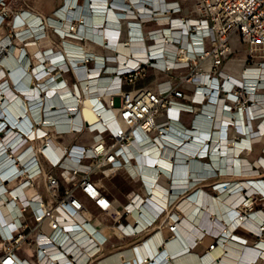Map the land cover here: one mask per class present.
Masks as SVG:
<instances>
[{
  "label": "built area",
  "instance_id": "obj_1",
  "mask_svg": "<svg viewBox=\"0 0 264 264\" xmlns=\"http://www.w3.org/2000/svg\"><path fill=\"white\" fill-rule=\"evenodd\" d=\"M94 1L102 5L95 6ZM108 3L114 4L115 0H84L89 9L84 14L87 16L77 20V30L72 28L74 25L67 27L70 37L83 43L94 42L111 54L99 56L81 47L78 52L64 47L44 51H53L54 56L41 61L39 79L44 75L49 78L37 85L40 95L37 97L41 100L42 95L44 101L30 127H52L37 139L16 126L13 130L8 125L3 131L0 153L7 152L3 155L6 166L14 165L15 171L0 182V264H99L106 238L100 240L96 235L99 229L92 224L89 203L110 217L112 228H116L120 238L144 233L145 239H150L160 232L162 240L158 247L165 250L185 218L178 208L179 197L202 178L204 169L215 171L208 159L222 150L221 141L227 128L239 130L244 125L243 116L236 113L252 118L258 114L251 111L253 107L260 108L254 95L264 77L261 73L243 74L241 82L236 81L235 74L224 68V64L235 50V39L246 45L247 57L257 54L264 57V0H196L190 13L183 12L178 0H122L113 21L105 16ZM0 4L1 25L6 0H0ZM73 9L76 7L67 9L69 15L77 16ZM96 12L100 13L97 20ZM95 32L102 35L101 40L94 39ZM117 43L139 50L122 53L116 49ZM263 63L264 59L257 68H264ZM243 65V71L251 66ZM77 68L88 72L83 79H96L103 88L81 87ZM148 69L162 74L155 86L124 87L144 76ZM65 74H71L73 81ZM52 80L56 88L66 90L61 95L63 120H47L49 109L56 110V102L46 103L45 84ZM84 109L92 113V119L83 115ZM183 113L192 115L189 125L182 122ZM218 114L222 118L218 119ZM199 120L207 122L204 137L198 134ZM61 122L66 125L57 127ZM11 128L14 135L8 139ZM84 132L90 136L82 143L80 135ZM63 134L73 137L71 144L63 142ZM17 135H24L20 145L36 140L39 146L27 145L25 152L15 155ZM52 140L63 145L61 153ZM193 144L197 148L192 153L179 149L180 145L184 148ZM147 148L149 152L145 151ZM25 155H29L27 161H23ZM140 158H146V166L153 168L156 182L165 179L163 187L168 200L157 206V211L149 210L151 215L138 228L139 218L132 214V205L140 214L144 202L137 200L141 195L134 194L118 206L103 190L101 179L93 175L100 171L110 176L120 169H129L131 177L140 180L146 188L142 197L147 200L152 195L142 175ZM159 158L171 162L168 170L156 167ZM178 166L180 171L176 172ZM13 179L17 183L9 186ZM252 199L256 197L250 198L247 191L243 192L242 201L235 207L240 222L233 231L238 228L261 240L264 217L256 218L258 231L242 223L245 218L257 217L258 212L264 213L262 208H253ZM164 228L169 231L166 236L162 233ZM206 234L205 230L193 235L192 244H183L180 250L166 252L164 257L173 261L175 255L192 251ZM213 237L201 257L219 243L222 234Z\"/></svg>",
  "mask_w": 264,
  "mask_h": 264
},
{
  "label": "bare ground",
  "instance_id": "obj_2",
  "mask_svg": "<svg viewBox=\"0 0 264 264\" xmlns=\"http://www.w3.org/2000/svg\"><path fill=\"white\" fill-rule=\"evenodd\" d=\"M93 3L99 4L100 2L94 1ZM65 4H66V7L63 8L64 12L67 11L68 8L73 7V6H71L73 4V1L69 0V2H67ZM77 9L78 8L76 7V10ZM80 12L81 11H79V13ZM24 15L25 16L18 17L16 19V22L20 23L21 21L25 20V21H28L30 23V27L35 28V29H39L38 23H39L40 17H38V15L32 13L31 11H26L24 13ZM80 18H81V16H80ZM109 18H111V17H109ZM94 19H99V16H94ZM86 20H90V19L87 17ZM62 24L63 25L56 26V28L59 30V34L63 35L64 40H66L65 42L67 44H69V45H67V48L69 47L68 49H70V45H77V44L73 43L72 41H69L67 38V37L71 36L70 34H66V32L68 33L70 31L69 28L67 27L68 21L64 20V21H62ZM19 27L20 28H18L17 30H22L25 28V27H21V26H19ZM72 28L74 30H77V24L72 26ZM93 37L96 40H101L102 35H99L98 32H95L93 34ZM42 40H43V38H41L40 41H42ZM28 44H30V43H28ZM35 45H37V44L35 43ZM116 47H117L116 49L122 53H127L131 49L139 50L137 47H132V46L131 47H125L121 43H117ZM71 49H73L75 52L79 51V48H71ZM1 50H2V45L0 44V51ZM36 53L38 56L37 58L39 59L38 64L41 63V61L45 57L50 58V57L54 56L53 51L51 53L50 52L44 53L43 50H38V51H36ZM138 53L141 54V52H138ZM16 55L20 56L19 57L20 61H19V58L17 56L15 58L14 57L13 58L12 57H9V58L4 57L1 59V61L5 65H7L11 68V69L9 68L11 70L10 71L11 77L15 80L14 81L15 85L19 88V91H21L22 93L16 92L15 90H13L12 88H10L8 86L6 80H4V81L2 80V82H0V94L4 93V95H0V112H2L7 117L8 121L11 124H13L17 128H19L20 131L25 132L28 136H30L34 139H37L38 136L45 129L51 128L52 126L44 125L41 128H37L36 126L30 127L31 126L30 124L33 123V119L38 118V116H39L41 105L43 104L44 98L41 95V100H40V98L37 97V96H40V95H38L37 86L33 87V85L29 84V80L31 79L32 75L30 72H28V62L26 61L25 63H23L24 62L23 53L21 52V50L19 48L16 50ZM18 61L20 63H18ZM36 66L37 67L35 68V72L40 77V75L42 73V70H41L42 65L41 66L36 65ZM61 66L64 67L65 65L63 64ZM241 66H242L241 69L238 68L239 69V73H238L239 75H233V78L236 81L241 82L243 74L246 76H248V75L253 76V75H259V73H261L262 77H264V68H262V69L256 68L255 69V68L249 67L248 69H246V70L244 69V71H243V65H241ZM2 72H3V70H0V75L2 74ZM76 74H77L78 78L82 79V80H80L81 87L92 88V87L98 86L100 88H103L101 86L102 85L101 82H98V80H96V79H83V78H86L85 76L88 75V72L86 71V69L77 68ZM47 78H49V75H44L43 77H41L39 79V81L44 82ZM54 82L55 81L52 80V81H48L45 84V86L47 88V93H48V96L46 97L47 105H50L51 102H56V105L54 106V108L56 107V110L53 111L52 108L49 109L50 113L47 116V120H55V119L63 120L65 118L64 112H63V107H62V103H64V100H62L61 95L63 96L65 94L66 90L61 89V88L60 89L56 88V86H54ZM262 83H264V80ZM24 95H26L27 98H24L23 97ZM2 98H4V101H1ZM28 100L30 101V103H29L30 105L27 102ZM252 109L253 110L251 111V114H255L256 112L261 110L258 107H253ZM86 113H89L92 116L91 112L84 109L83 115L87 118ZM92 118H93V116H92ZM220 118H222L221 115H220ZM198 123H199L198 128L201 129L200 133H198V134L200 137H204L205 135H207L205 133V129H206L205 126H206L207 122H205L204 120H199ZM65 125L66 124L64 122H61L58 124L57 127L62 128ZM7 127L8 126H5L3 129H6ZM10 127H11V125H10ZM241 129L245 133L247 132L248 137L244 136V137H241V139L233 142L232 148H233L234 153H236V154L241 149L249 150L250 148H252L251 147L252 142L255 139H257L258 137H260L259 133H257L253 129L247 128V126H244V125L242 127L239 126V134H244V132ZM11 132H12V128L8 132V134H9L8 139L11 138V136L13 135ZM23 137H24V135L22 137L20 135H17L16 137H14L15 143H17V147H14L15 155H17L21 152H25L23 150L25 149V147L27 145H31L32 147L35 148L36 140H31L24 145H20L21 139H23ZM51 137H55V136L53 135ZM216 137H217V135L215 133L214 139ZM53 139H55V138H53ZM51 142H53V146L56 148V150L59 153H61L63 150V145L57 144V142L54 140H52ZM48 144H52V143H50V141H49ZM36 145L39 146L38 143ZM196 148H197V145H195V144L190 145V146H188V145L184 146V148L181 145L179 146L180 150L186 151L188 153H192V151H195ZM221 149L222 150L219 149L218 151L214 152V153H217L216 155L215 154L213 155L214 158L216 156H218V157L226 156L229 159L230 156L228 154V146H226L225 143H223V144L221 143ZM145 151L149 152V148L145 149ZM4 153H0V158H2L0 160V182H2L3 178L12 174L15 171L14 165H13V167H7L6 166L7 165L6 160L3 156ZM28 156L29 155H25V157L23 158V161H27ZM226 163L225 164L227 165V167L224 170L231 172V174H230L231 177H235L237 175L235 172H237V171H239L240 173L252 171L249 167L251 165H249L246 160L235 159L234 163L232 160H227ZM139 164L141 165V168H142L141 171H142L143 178L146 180L147 187L150 189L151 195H152V196L148 197L147 200H145V198L143 199L144 203L142 204V207H141V213H140L141 216L139 214V210L136 209L134 204L132 205V214L139 218V224L137 227L141 228V226L149 218V212H150L149 210L157 211V206H160L161 204L166 203V201L168 200V197L165 194V188L163 187V185L165 184V179L160 178L156 182L155 175L153 174V168L146 166V158H143V159L140 158ZM157 166L168 170L171 166V162L164 159V158H159L157 160V163H156V167ZM175 171L176 172L180 171V167L179 166L176 167ZM175 180H178V178L176 177ZM16 183H17V181L15 179H13L8 183V185L14 186ZM245 184L248 186L247 191L249 193L252 192L254 189H256L255 186L248 181H246L245 183L244 182L243 183L237 182V183H233V184L229 185L228 187H226L228 189H231V192L224 194V195H220V197H218V198L214 197L211 194H207L205 192L203 193V191H200L198 195H192V196L187 197L185 205L187 207L188 216H186L187 218L183 219V221L181 223V227L179 226L180 228L177 230V235L173 238V240L176 239L177 237L181 238L182 240L180 241L179 244H181V245L185 244L186 246L187 245L189 246V244L193 243V235H197V234L199 235L202 232H204L205 230L209 231L212 234L221 233L222 238L224 237L226 239L225 242L219 241V243L217 245L214 244L212 249L208 250L207 253L203 257L198 255L196 258L195 254H193L190 251L184 253L183 257L187 256L188 259L193 261L192 262V261L188 260L187 264H248L257 258L258 253L261 252V250L259 248H256L254 246H249V245H247V246L241 245L240 243L233 241V239L231 240L227 236V234L230 236V234H233V233L235 235H237L233 231V229L235 228V226L240 221H239V217L237 216L235 207L243 199V192L240 190L241 188H238V186L242 185L244 188ZM1 185L2 184H0V186ZM256 185L259 188L263 189V191H264V181H257ZM25 188H27V187H25ZM143 189L146 192V188H143ZM138 200H140V198ZM138 200H137V202H138ZM182 204H184V203H182ZM195 204L202 205V208L205 209L202 214H201L199 207H196ZM199 216H200V219H199V226H198L197 224L194 223V221H195V219L199 218ZM260 217H264L263 212H258L257 217H255V218H252V217L245 218L242 221V223L244 225H246L248 228H250L254 231H258V225H257V219L256 218L260 219ZM89 228L92 229V225L89 226ZM114 229L116 230V228H114ZM182 230L183 231L187 230V235H189L188 242H186V240L184 238L185 232H183L184 234L181 233ZM79 235L80 234H78L76 236L78 237ZM96 235L99 237L100 240H103L105 238V236L102 233H100V231H99V234H96ZM160 236L161 235L159 234V232H156L150 239L143 240L141 242V244L138 243L139 245H136L132 249L131 253H129L128 251H125L124 253L122 252V253L116 254L115 256H113V258L110 261L104 262L103 264H154L156 262V260L160 256H162L163 251L165 252V250H163V251L160 250L162 247L161 248L158 247L161 243V240H162V238ZM191 236H192V238H190ZM77 239H79V237ZM179 248L180 247H178L177 250H180ZM174 250L177 251L176 249H174ZM175 251H172V252H175ZM177 255H175V256H177ZM263 255H264V252H263ZM193 258H195V259H193ZM168 261L169 260L166 257H163L157 264H168L167 263Z\"/></svg>",
  "mask_w": 264,
  "mask_h": 264
},
{
  "label": "rangeland",
  "instance_id": "obj_3",
  "mask_svg": "<svg viewBox=\"0 0 264 264\" xmlns=\"http://www.w3.org/2000/svg\"><path fill=\"white\" fill-rule=\"evenodd\" d=\"M178 1L180 2L183 8V12L190 13L194 7V3L196 0H178ZM67 2H68L67 0L65 1L61 0L55 4V2L45 0L43 2L42 8H40L41 10H39L35 8V2L33 0H6V8H5V11L3 12L5 17H4L3 22L0 25V44L2 45V50L0 51V70H3L2 74L0 75V82H2V80L3 81L6 80L10 88L15 90L16 92L22 93L21 91H19V88L15 85V82H14L15 80L11 77V74H10L11 68L5 65L1 61V59L4 57H8V58L14 57L15 58L17 56L16 50L19 48L21 52L23 53V58H24L23 63H25L26 61L28 62V72H30L32 75L31 79L29 80V84L33 85V87H36L38 85L39 76L36 74L35 68L37 67L36 65L41 66L42 64L41 63L38 64L39 59L37 58L38 56H37L36 51L38 50L46 51L50 47L53 50L58 49L59 46H62L61 42L64 41V37L63 35L59 34V30L56 28V26L63 25L62 21L64 20H67L68 25L72 26V25L77 24V20L80 19V16H69L68 10L65 12L63 11V8L66 7L65 3ZM78 2L80 4H83L82 0H79ZM0 8H1V4H0ZM56 9H62L63 12L61 10L60 12H62L63 14H59L58 12H56ZM29 10L34 11L32 13L38 15V17H41L42 24L38 25L39 29L30 27V23L25 20L21 21L20 23L16 22V19L18 17L25 16L24 13ZM35 10L39 11V13H35ZM59 16H60V19L58 18ZM19 26L25 27V28L22 30H17L18 28H20ZM79 30H82V27H80ZM66 34H69V33L66 32ZM41 38H43L42 41H40ZM67 38L69 41H72L73 43L75 42L81 43V44L83 43V41L79 39H75L72 37H67ZM35 43L37 45H35ZM233 47L235 50L234 52L230 54L226 62L228 63V65L231 63L230 66L234 68L233 70H235V74L238 73L239 71L238 68L241 69L242 67L241 65H243V63L252 64V63H255V62H258L264 59L263 56H259L258 54L253 57H247L246 45L240 42L238 39L233 40ZM17 57L19 58L20 56L18 55ZM19 61H20V58H19ZM19 61L18 63H20ZM64 76L68 77L69 81H73L71 74H65ZM260 89L261 88L258 87L257 92ZM0 95H4V93H1ZM23 97L27 98L26 95H24ZM1 101H4V98H2ZM27 102L28 104L30 103L29 100ZM1 113L2 112H0V114ZM191 117L192 115L190 114L189 118ZM0 121H1L0 122V139H3V137H5L3 136V131H4L3 128L5 126L11 125L13 126V130H14L15 125L11 124L3 113L0 115ZM65 135L67 134H63L62 136H65ZM239 135H241V137L245 136L244 134H239ZM83 140L86 141V140H89V138L87 137L86 139H83ZM235 140H238V138H235ZM238 153L237 154L239 155V157L248 158L247 163L251 165L249 167L253 172L248 171V172L240 173L239 171H237L235 172L237 175L235 177H231L230 175H227L228 172L224 170L227 167L226 165L227 163L225 162L227 157L223 156V157H220L219 159H214V156H211L210 159L208 160L211 163V165L215 168V171L204 169L205 174L202 176L201 179H199L196 182L197 184L200 185V188H203L204 190L208 191L211 195H214V197L218 198L220 197V195L227 194L229 190L231 191V189L226 188L229 185L233 183H237V182L245 183L246 181H248L252 183L256 188L252 192H250L251 194L247 191L248 186L246 184L244 186V188L246 189L241 190L243 187L242 185H239L238 188H241L240 190L243 192L247 191V193L250 194V198L255 196L256 199L255 200L252 199L253 208L254 209L256 207L262 208L264 211V191L263 189L259 188L256 185L257 181H264V144L262 141H255L252 145L251 150L246 151L245 149H242ZM218 160L221 161L222 163L218 164L219 162ZM203 163H206V159H204ZM204 167L209 168L207 164L206 165L204 164ZM93 177L101 179L103 190L107 192L111 197L114 198L115 204L118 206L119 205L122 206L134 194L141 195V198L140 200H138V202H140L141 200L143 201L144 199V197H142L144 196V193H145L143 189L144 188L143 183L140 180H136V178L135 179L132 178L131 175L129 174V169H124V168L120 169L118 172L110 176H104L99 171L96 174H94ZM194 184L196 185V183H192L188 187L189 188L188 191L194 188L195 186ZM219 184H227L228 186H223V185L219 186ZM183 194H185V191L183 192ZM88 205L92 211L94 212L96 211V208L92 205V203H89ZM234 232L240 233V234L243 233V231L238 228ZM247 235L252 240L257 239V236H255L254 234H247ZM206 236H208V233L206 234ZM262 238L263 239L261 240V245L264 246V232L262 234ZM143 239L145 240L144 233L139 234L137 236L125 237V238H120V239H114L113 237L110 238L108 241H105L106 243L104 242L103 244L102 250L100 252L101 258L99 260L100 261L99 264H102L101 260L111 255L112 253L123 251L125 249H130L136 243L141 242ZM24 250L25 251H23V253L26 252L25 248ZM27 250L29 249L27 248Z\"/></svg>",
  "mask_w": 264,
  "mask_h": 264
},
{
  "label": "crops",
  "instance_id": "obj_4",
  "mask_svg": "<svg viewBox=\"0 0 264 264\" xmlns=\"http://www.w3.org/2000/svg\"><path fill=\"white\" fill-rule=\"evenodd\" d=\"M34 2H35V8L36 9H39V10H41L40 8H42V6H43V2L45 1V0H33ZM47 1H52V2H55V4L57 3V2H59V1H61V0H47ZM62 1H65V0H62ZM70 1H73V4L71 5V6H73V8H75V7H77L78 9L76 10V9H73V13H75V15H77V16H87V15H84L85 13H87L88 12V6L86 5H84V4H82V5H79L80 3L78 2L79 0H70ZM82 1H84V0H82ZM68 2H69V0H68ZM122 2V0H115V3L114 4H109L108 3V5H107V9H106V13H105V16H106V19H108V20H115V18H116V10H118V9H121V7H122V5H120L119 3H121ZM54 5V4H53ZM95 6H100V5H102V4H94ZM80 6V7H79ZM134 6H138L139 7V5H136V4H134ZM80 9V10H79ZM88 9V10H87ZM34 10V9H33ZM54 10V9H53ZM52 10V11H53ZM60 10L61 9H56V12H58L59 14H62V12H60ZM30 11V10H29ZM62 11V10H61ZM72 11V10H71ZM77 11V12H76ZM79 11H81L80 13H79ZM31 12H34V11H31ZM35 13H39V11H36L35 10ZM41 14V13H40ZM79 14V15H78ZM98 14H100V13H98V12H96V16H99ZM101 17L100 18H102V13H101V15H100ZM109 17H111V18H109ZM59 19H60V16L58 17ZM97 20V19H96ZM66 40H64V41H62L61 42V45L62 46H59V49H62L63 47L64 48H67V45H69V44H67L66 42H65ZM77 45H70V48H82V49H84V50H87V51H90V52H93L94 54H96V55H99V56H104V55H107V54H111L112 52L110 51V50H108V49H105V48H103V47H101V46H99L98 44H96V43H94V42H84V43H77V42H75ZM51 48V47H50ZM69 48V47H68ZM44 52V51H43ZM262 61V60H261ZM259 62L260 61H258V62H255V63H252V64H250L251 66L250 67H252V68H257V66L259 65ZM226 64H227V66H226ZM264 64V63H263ZM224 68H226L227 70H229V71H232L234 74H235V70H233L234 68L233 67H231L230 65H228V63L227 62H225V64H224ZM237 71V70H236ZM238 73H239V71H238ZM235 74V75H239V74ZM255 76H257V75H255ZM160 78H162V74H160L158 71H156L155 69H148L147 70V72H146V74L144 75V76H139L133 83H129V84H125L124 85V87L125 88H133V87H138V86H155V83H156V81L158 80V79H160ZM260 92L258 91H256V94L254 95V99H256L257 101H259L260 102V108L259 109H261V110H259L258 112H256V114L257 115H255L253 118L251 117V116H249V117H247L246 116V114L245 113H243V114H241V113H236V116H240V115H242L243 116V118H244V126H247V128H250V129H253L254 131H256L257 133H259V135H260V137H258L257 139H255L253 142H252V145H253V143L255 142V141H262L263 142V144H264V83H262L261 85H260ZM220 113V112H219ZM87 114V118L90 120V119H92V116L89 114V113H86ZM189 115H190V113H183L182 114V117H181V119H182V122L185 124V125H189L190 124V120H191V118H189ZM241 117V116H240ZM218 119H220V114H218V117H217ZM244 135L246 136V137H248V134H247V132L246 133H244ZM89 136H90V134L88 135V133H86V132H84V133H82L81 135H80V138H81V140H82V143L84 142V140L83 139H86L87 137L89 138ZM235 138H238V140L239 139H241V135H239V130L237 129V130H235L232 126L231 127H228L227 128V134H226V136H225V138H223L222 139V141H221V143L223 144V143H225L226 144V146H228V154H229V156H230V158L228 159H226V161L225 162H227V160H232L233 161V163H234V160L235 159H240V160H246V161H248V158L247 157H239V153L238 154H236V153H234V151H233V148H232V145H233V142L234 141H236L235 140ZM62 140H63V142L64 143H66V144H71L72 143V141H73V137L71 136V135H69V134H67V135H65V136H62ZM67 140V141H66ZM230 142V143H229ZM252 147V146H251ZM232 148V149H231ZM242 150V149H241ZM241 150H239V151H241ZM246 151H247V149H245ZM249 150H251V148L249 149ZM238 151V152H239ZM220 157H218V156H216L214 159H219ZM219 161V160H218ZM256 161H258V160H256ZM224 162V161H223ZM46 162H45V160L43 159V164H45ZM193 163V165L194 166H199V164L197 163V162H192ZM219 163H221V161H219L218 162V164ZM204 173V172H203ZM205 174V173H204ZM203 174V175H204ZM227 175H230V174H227ZM195 185V184H194ZM220 185H226V186H228L227 184H219V186ZM39 188H41V190L43 189V185L41 184L40 186H39ZM188 189L189 188H186L185 189V194H182L179 198L181 199V202H179V204H178V208H179V210H180V214L181 215H184L185 216V218H187L186 216H188V214H187V207H186V205H185V202H186V199H187V197L188 196H192V195H198L199 194V192L200 191H203V193L205 192V193H207V194H210L208 191H206V190H204L203 188H200V185L199 184H197L196 183V185L194 186V188L192 189V190H190V191H188ZM244 189H246V188H244ZM229 192H231L230 190L227 192V193H229ZM195 193V194H194ZM189 194V195H188ZM214 196V195H213ZM182 203H184V204H182ZM120 206V205H119ZM195 206L196 207H199V209H200V211H201V214L204 212V208H202V205H197V204H195ZM91 214H92V224L94 225V226H96L98 229H99V231H100V233H102L104 236H105V238H106V241H108L110 238H114V239H120V237L118 236V234L116 233L117 231L114 229L113 230V228H112V221H111V219H110V217L107 215V214H105V213H102V212H99L97 209H96V211L94 212V211H92L91 210ZM187 214V215H186ZM151 215V212H149V216ZM199 219H200V216H199V218H197V219H195V221H194V223L195 224H197L198 226H199ZM89 226H91V225H89ZM197 226V227H198ZM241 230V229H240ZM243 231V230H242ZM183 232H185V235H184V238H185V240H186V242H188V239H189V235H187V230H182V232L181 233H183ZM162 233H163V235H168L169 234V231L166 229V228H164V229H162ZM207 233H208V236H204L203 237V239H202V241L200 242V243H198L197 244V246L192 250V251H190V252H192L193 254H195V256H196V258H197V256L199 255H201V254H203L206 250H207V247H208V245L213 241V235L214 234H212V233H210L209 231H207ZM159 234L161 235L160 237L162 238V234L159 232ZM184 234V233H183ZM237 235H235L234 233H233V237H230V236H228L231 240L233 239V241H235V242H238V243H240L241 245H244V246H247V245H249V246H254V247H256V248H259L261 251H262V249H264V246H262L261 245V240L263 239L262 237H261V240H258V238L257 239H254V240H252L247 234H250V233H246L245 231H243V233H236ZM238 236V237H237ZM236 237V238H235ZM160 238V239H161ZM190 238H192V236L190 237ZM223 239V240H222ZM147 240V239H146ZM143 241V240H142ZM141 241V242H142ZM180 241H181V239L180 238H176V239H174V240H172V241H169V242H167L166 243V245H165V252L163 251V253H162V256H160L157 260H156V262L154 263V264H157L163 257H164V254L168 251V252H172V251H175L174 249H178V247H181L182 245L181 244H179L180 243ZM219 241H221V242H225L226 241V239L223 237H221L220 239H219ZM141 242H139V244H141ZM259 242V244H257V243ZM106 243V242H105ZM172 245H171V244ZM138 243H136L133 247H131L130 249H125V250H123V251H119V252H114V253H112L111 255H109V256H107V257H105L104 259H102L101 260V263L103 264L104 262H107V261H110L112 258H113V256H115L116 254H119V253H124L125 251H128L129 253H131L132 252V249L136 246V245H139ZM170 246V247H169ZM168 247V248H167ZM174 247V248H173ZM170 250V251H169ZM183 255L184 254H181V255H177V256H175L174 257V260L173 261H169V262H167L168 264H187V262H188V260H190V259H188V257L186 256V257H183ZM263 257H264V255H263V253H261V252H259L258 253V256H257V258L255 259V260H253V261H251V262H255V263H257V264H264V259H263ZM193 259H195V258H193ZM190 261H192V260H190ZM193 262V261H192Z\"/></svg>",
  "mask_w": 264,
  "mask_h": 264
}]
</instances>
